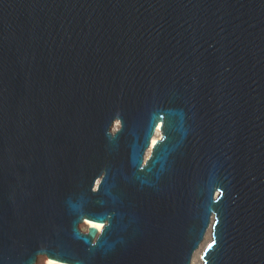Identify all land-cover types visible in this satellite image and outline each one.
<instances>
[{
    "label": "water",
    "instance_id": "water-1",
    "mask_svg": "<svg viewBox=\"0 0 264 264\" xmlns=\"http://www.w3.org/2000/svg\"><path fill=\"white\" fill-rule=\"evenodd\" d=\"M200 250L264 264V0H0V264Z\"/></svg>",
    "mask_w": 264,
    "mask_h": 264
},
{
    "label": "bare ground",
    "instance_id": "bare-ground-1",
    "mask_svg": "<svg viewBox=\"0 0 264 264\" xmlns=\"http://www.w3.org/2000/svg\"><path fill=\"white\" fill-rule=\"evenodd\" d=\"M118 128V125L115 126V129ZM161 137V134L160 132L157 133V135L153 138L152 140V145H154L158 139H160ZM83 226L86 228V229H89L90 227H94L98 230H101L103 228V225L101 223H95V222H91V221H86ZM200 254H201V250L200 252L197 254L195 260H194V263L193 264H200L201 263V260H200ZM46 264H57L55 261L53 260H49V259H46ZM60 264H64V263H60Z\"/></svg>",
    "mask_w": 264,
    "mask_h": 264
},
{
    "label": "rangeland",
    "instance_id": "rangeland-1",
    "mask_svg": "<svg viewBox=\"0 0 264 264\" xmlns=\"http://www.w3.org/2000/svg\"><path fill=\"white\" fill-rule=\"evenodd\" d=\"M81 229H82V231H84V232L87 231V229H86L84 226H82ZM56 263H57V264H60V263H58V262H56ZM38 264H46V261H45V260H41V261L38 262Z\"/></svg>",
    "mask_w": 264,
    "mask_h": 264
},
{
    "label": "snow or ice",
    "instance_id": "snow-or-ice-1",
    "mask_svg": "<svg viewBox=\"0 0 264 264\" xmlns=\"http://www.w3.org/2000/svg\"><path fill=\"white\" fill-rule=\"evenodd\" d=\"M209 247H211V245Z\"/></svg>",
    "mask_w": 264,
    "mask_h": 264
}]
</instances>
